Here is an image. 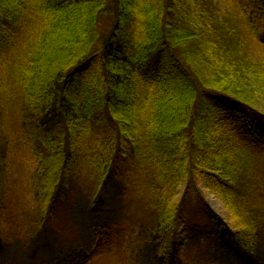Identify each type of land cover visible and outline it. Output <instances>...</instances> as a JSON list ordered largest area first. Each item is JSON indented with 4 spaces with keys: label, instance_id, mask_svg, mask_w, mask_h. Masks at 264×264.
<instances>
[{
    "label": "trees",
    "instance_id": "1",
    "mask_svg": "<svg viewBox=\"0 0 264 264\" xmlns=\"http://www.w3.org/2000/svg\"><path fill=\"white\" fill-rule=\"evenodd\" d=\"M10 115L36 157L31 206L8 198ZM263 144L264 29L242 0H0V254L10 248L9 264L37 254L43 264H194L183 258L192 200L212 239L241 264H264ZM85 178L84 216L111 180L122 184L126 232L91 252H53ZM127 187L140 204L123 200ZM87 223L86 240L96 230Z\"/></svg>",
    "mask_w": 264,
    "mask_h": 264
},
{
    "label": "rangeland",
    "instance_id": "2",
    "mask_svg": "<svg viewBox=\"0 0 264 264\" xmlns=\"http://www.w3.org/2000/svg\"><path fill=\"white\" fill-rule=\"evenodd\" d=\"M250 10L254 11L257 15V25L259 29H264V8L261 7L258 0H242ZM223 4V1L221 2ZM238 20L240 21V31L244 34L248 33L250 30L248 27H243L242 17L236 14ZM248 29V30H247ZM247 38V36H246ZM21 49H24V45L19 44ZM22 51V50H21ZM223 117L227 119V126L230 129L239 128L242 132L244 126L243 123H240L237 116H231L229 114H223ZM9 121H12L10 124ZM16 121L21 122V118L17 115H10L5 119V133L11 136V143H9V165H8V182L11 184L7 187L9 192L8 198H12L14 201H18L23 205H33L31 188L33 184V179L31 174L36 168V157L30 142L19 135L17 131ZM237 130V129H236ZM239 131V130H238ZM240 131V132H241ZM20 137V138H19ZM88 144H93L91 139H88ZM264 146V144H263ZM138 170L135 169L133 175L138 176ZM87 180H81L77 183L76 189L72 192V200L68 203L67 207L69 211H63L62 217H59V226L57 231V238L55 239V245H53V252L61 251L62 254L68 253V255L73 254L71 251L76 250L77 254L82 253L87 250L91 252L95 245L101 240L108 239H117L116 236L121 238V236L126 232V223L121 221L122 216H124L123 205L119 203V200H122V197L118 198V192H115L117 186L123 187L121 183H118L115 180H111L110 188H108L102 198L99 201V205L93 210L89 211L88 214L84 216V211H81V207L86 202V198L89 194V188L87 187ZM85 183V184H84ZM11 186L13 190L10 189ZM199 187L202 189L207 202L210 207L222 218H225L230 221V213L225 208L221 196L217 193L216 189L211 186V184L206 181L204 178L199 179ZM132 187H127L126 197H123V200L127 202H133L130 206L135 204H140L141 199L135 198L128 201V194L132 191ZM122 188H118L121 191ZM183 186L180 187V192H182ZM115 193V194H114ZM113 196V197H112ZM193 202H187V214H188V231L183 234L190 236L191 242L187 246L185 252H183L185 261L189 263L190 261L194 264H204L205 262L213 261L215 264H241L237 254H232L229 249L224 248L221 241L214 240L209 236L208 230L212 229L214 225L207 221L203 216L200 204L197 201L192 200ZM89 203V202H88ZM119 207V208H118ZM116 210V211H115ZM141 211V208L140 210ZM118 217V219H117ZM23 218V217H22ZM91 221V224L96 227V230L92 229L93 234L89 229L86 233L88 240L84 238V235L81 233L89 224L87 220ZM22 220V219H21ZM20 220V221H21ZM19 221V222H20ZM19 222H17L19 224ZM16 223V225H17ZM24 223V222H22ZM20 223V226L24 224ZM13 232V231H12ZM52 233H47L43 236L40 243L41 248L46 240L55 237ZM54 236V237H53ZM100 237V240L98 238ZM181 239V238H180ZM50 240V241H51ZM54 241V240H53ZM45 242V243H44ZM180 242V240L178 241ZM7 248V246H5ZM2 248V247H0ZM2 253L3 260L0 264H9L10 257V248ZM50 253H52L50 251ZM87 254V253H86ZM85 254V255H86ZM37 258L34 261L26 260L25 257L20 258L19 264H43L42 259ZM67 255V256H68ZM6 256V257H5ZM62 260L58 264H66L69 262L65 256L61 257Z\"/></svg>",
    "mask_w": 264,
    "mask_h": 264
}]
</instances>
